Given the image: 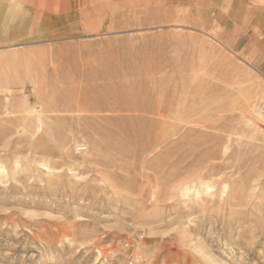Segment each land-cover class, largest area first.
<instances>
[{"label": "rangeland", "instance_id": "374dc122", "mask_svg": "<svg viewBox=\"0 0 264 264\" xmlns=\"http://www.w3.org/2000/svg\"><path fill=\"white\" fill-rule=\"evenodd\" d=\"M230 9L0 0V264H264V66L218 40Z\"/></svg>", "mask_w": 264, "mask_h": 264}, {"label": "crops", "instance_id": "0c3cea01", "mask_svg": "<svg viewBox=\"0 0 264 264\" xmlns=\"http://www.w3.org/2000/svg\"><path fill=\"white\" fill-rule=\"evenodd\" d=\"M230 11L235 15L231 18L248 20L245 29L240 24H230L228 28H219L218 40L233 52H238L251 58L255 65L264 66V0H244L242 5L230 0ZM250 20V22H249ZM199 24V23H198ZM17 39V38H13ZM13 39H7L11 41Z\"/></svg>", "mask_w": 264, "mask_h": 264}, {"label": "built area", "instance_id": "2783aa9c", "mask_svg": "<svg viewBox=\"0 0 264 264\" xmlns=\"http://www.w3.org/2000/svg\"><path fill=\"white\" fill-rule=\"evenodd\" d=\"M261 111H262V113L264 114V101H263L262 104H261ZM83 149H84L83 146L79 148V150H83Z\"/></svg>", "mask_w": 264, "mask_h": 264}, {"label": "bare ground", "instance_id": "6f19581e", "mask_svg": "<svg viewBox=\"0 0 264 264\" xmlns=\"http://www.w3.org/2000/svg\"><path fill=\"white\" fill-rule=\"evenodd\" d=\"M38 107H39V106H38ZM256 112H257V114H259V116L262 118V119H261L262 122H264V116L260 113V111H259L258 109H257ZM256 112H255V113H256Z\"/></svg>", "mask_w": 264, "mask_h": 264}]
</instances>
